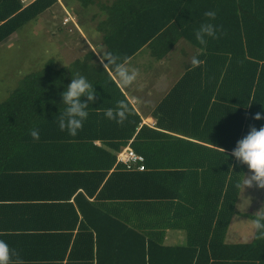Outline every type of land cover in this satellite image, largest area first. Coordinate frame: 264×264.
Listing matches in <instances>:
<instances>
[{"label":"trees","instance_id":"1","mask_svg":"<svg viewBox=\"0 0 264 264\" xmlns=\"http://www.w3.org/2000/svg\"><path fill=\"white\" fill-rule=\"evenodd\" d=\"M55 4L0 0V45ZM100 10L108 14L99 27L102 56L124 61L150 45L162 57L183 40L204 64L186 69L156 107L155 128L141 125L114 69L92 53L26 75L0 103V188H10L0 211L16 212L31 232L6 242L26 264H264V240L254 233L248 243L226 242L235 216L256 218L236 208L244 193L236 185L249 169L231 153L250 127H264V118L253 119L264 117V0H113ZM209 10L227 34L202 46L195 31ZM77 73L97 97L72 137L58 120ZM121 100L130 110L123 125L105 116ZM127 145L143 157V171L116 163ZM261 204L264 211V195ZM167 230L184 232V243L166 244Z\"/></svg>","mask_w":264,"mask_h":264},{"label":"crops","instance_id":"2","mask_svg":"<svg viewBox=\"0 0 264 264\" xmlns=\"http://www.w3.org/2000/svg\"><path fill=\"white\" fill-rule=\"evenodd\" d=\"M73 1L76 2L75 0ZM112 1L113 0H110L107 3H102L99 0H96V4L86 6L84 9H87L89 13L86 16L85 21L72 15L74 9L79 8L78 5L81 7L78 2H76V5L70 4L68 1H66V4H64L61 0H59L58 4H55L46 10L47 12L42 13L37 18L39 25L38 27L41 29H45L47 27L46 25H49L51 22H53V24L57 23L58 30H63L64 33L71 38L70 45L65 46L63 44L65 47L64 50H66V53L70 55V60L64 62L63 57H61L63 64L62 66H59L58 64H60V62L57 61V65H54L56 69L68 66L76 60H81L86 55H91L90 53L100 60V57L106 51V47L103 43V34L99 30V27L100 23L104 21L108 15L106 12L100 10V7L105 5L109 6ZM66 5H68L69 8H66ZM94 7H96L95 11L92 9ZM55 8H60L62 11V18L59 15L58 18L56 17L55 11H52ZM64 11H67L72 19V21L67 25L62 24V19L66 17ZM14 34H12L5 42L11 40ZM61 37L67 38L63 36ZM155 50H157V48H152L150 45H145L139 48V50H137L132 54L131 57L127 59V66L129 68H136L140 72V76L131 87H121L118 79L114 76V70H112V72L109 71L110 76L112 77L116 86L125 95L133 109L140 115L141 125H146L150 128H155L157 123V117L154 115L156 107L168 95L175 84H177L181 76L184 74V71L191 66L192 58L194 56L197 58L200 53V51L196 50L183 40H180L176 45L173 46L168 54L162 57L157 56ZM45 53L47 54L48 52ZM186 105L190 107V100L188 97L186 99ZM198 112L202 113L203 110L198 109ZM96 144L98 145L99 142ZM247 176L248 173L245 177ZM9 189V187L4 189L0 188V194H7ZM0 212L7 214V216H0V239L4 241H27L28 238H26V234H23L26 232L22 229H25L29 232L31 231L28 227L25 228V226H27L26 221L17 216L12 218V216H14L16 213L14 211L1 209ZM20 216L26 215L22 214ZM9 218H11V222H9ZM234 219L232 223L235 222ZM47 226L50 227L57 225L47 224ZM232 226L233 225L231 224L230 230L232 229ZM238 227L239 229L243 230L247 226L244 224H239ZM13 228L16 229L13 231H8ZM235 229H233V231H235ZM230 230L227 233L226 241H228V236L231 232ZM243 233L245 234L244 231ZM164 241H170L171 244L175 245L180 243L182 244V242L185 241V234L184 232L178 230H167Z\"/></svg>","mask_w":264,"mask_h":264},{"label":"clouds","instance_id":"3","mask_svg":"<svg viewBox=\"0 0 264 264\" xmlns=\"http://www.w3.org/2000/svg\"><path fill=\"white\" fill-rule=\"evenodd\" d=\"M217 13L213 10L206 11L204 16L207 20L201 23L195 31L196 41L206 46L208 38L219 39L220 35H226L223 26H217L211 21L216 19ZM101 63L105 66H110L114 69V76L118 79L121 87H131L140 76V72L136 68H129L128 62L125 59L121 61V57L109 52L100 57ZM107 63H104V62ZM204 64V61L199 60L195 56L191 60L193 68ZM63 105L66 107L63 113L59 115L58 125L60 131H67L72 137L78 134V131L83 129L84 122L89 116L88 108L90 103H95L97 93L88 80L79 73L71 79V83L67 89L61 94ZM86 97L87 101H82ZM130 114L128 104L121 100L117 102L115 109H107L105 116L107 119L115 121L117 124L123 125L128 115ZM262 117L260 113H256L253 119L259 121ZM30 135L34 141H39V131L31 130ZM223 151L224 149L218 148ZM231 155L238 163L247 165L251 175L244 176L243 182L236 185L237 188H251L253 185L260 189H264V127L257 130L254 126L250 127L249 133L237 142ZM254 229L255 239L264 240V211L256 213V218L251 221ZM0 264H26L20 257V253L11 248L9 244L0 239Z\"/></svg>","mask_w":264,"mask_h":264},{"label":"rangeland","instance_id":"4","mask_svg":"<svg viewBox=\"0 0 264 264\" xmlns=\"http://www.w3.org/2000/svg\"><path fill=\"white\" fill-rule=\"evenodd\" d=\"M61 1L64 4L68 1L70 4L76 5V2L73 0ZM99 1L107 3L110 0ZM65 7L69 8L68 5ZM78 7V9H74L72 15L85 21L89 11L81 8L79 5ZM92 9L95 11L96 7ZM52 11H55L57 18L59 16L62 18V11L60 8H55ZM38 26V20L30 22L19 29L11 40L3 42L0 45V103L10 96L26 75L41 71L43 66L46 63H49V61L53 63V66H56L57 61H59L60 64L58 65L62 66L63 63L61 57H63L64 62L70 60V55L64 50V45H70L71 38L66 35L63 30H58V24H53V22H51L49 25H46L47 27L45 29H41ZM61 36L68 37L62 38ZM45 52L48 53L46 54ZM247 173L248 176L251 175L250 171ZM243 191L244 194L239 198L236 205L237 210L239 212H251L255 216L260 210L263 211L261 203L264 189H260L253 185L251 188H243ZM234 221L235 222L232 223V229H229L231 232L228 236V241L226 242L231 244L250 242L254 233L251 220L237 215ZM239 224H244L247 227L241 230L238 227ZM233 229H235V231H233ZM182 243H184V241ZM166 244L175 245L171 244L170 241H166Z\"/></svg>","mask_w":264,"mask_h":264},{"label":"built area","instance_id":"5","mask_svg":"<svg viewBox=\"0 0 264 264\" xmlns=\"http://www.w3.org/2000/svg\"><path fill=\"white\" fill-rule=\"evenodd\" d=\"M23 8L32 4L35 0H18ZM59 2V0H58ZM66 17L62 19V24L67 25L72 21L69 13L64 11ZM144 159L142 156L136 154L130 145L124 147L120 152L116 155V163L126 166L127 168H131L132 166L136 165L138 171H143V163Z\"/></svg>","mask_w":264,"mask_h":264}]
</instances>
